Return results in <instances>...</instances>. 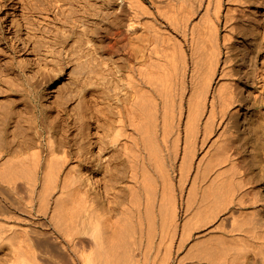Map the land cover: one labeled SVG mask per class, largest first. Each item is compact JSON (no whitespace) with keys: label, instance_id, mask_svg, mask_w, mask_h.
<instances>
[{"label":"bare ground","instance_id":"6f19581e","mask_svg":"<svg viewBox=\"0 0 264 264\" xmlns=\"http://www.w3.org/2000/svg\"><path fill=\"white\" fill-rule=\"evenodd\" d=\"M7 6L28 82L68 78L0 146L8 264H264V0Z\"/></svg>","mask_w":264,"mask_h":264},{"label":"rangeland","instance_id":"374dc122","mask_svg":"<svg viewBox=\"0 0 264 264\" xmlns=\"http://www.w3.org/2000/svg\"><path fill=\"white\" fill-rule=\"evenodd\" d=\"M8 2H10V0L9 1L8 0H0V141H2L1 143H3V142L5 143V144L0 143V146L3 145L2 147H4L5 149H6V146L9 144V142L11 144H14L13 145L14 147L15 146L18 147L19 145L22 146L24 141H25L24 142L25 144H28V143L32 144L33 142H35L34 138L36 141H43L44 144L47 142V132L46 131H42V132L37 131V127L34 126V124H36V123H35V121H33L35 119V118H33V116L35 117V114L37 115L39 113H40L39 114L40 118L41 117L43 118V116H46L45 109L47 108L46 107L47 104L51 103V104L55 105V102L58 101L59 99H61V95L65 94L64 92H66V90H67V83H68L67 76H61L59 78L54 79V81L52 83H50V88H49L51 95H50V97L45 98L42 95V92H43V86L41 84L42 82L39 81L41 79L37 78L38 80L36 79V81H35L37 83H35L34 80H32V81L30 80L31 82H28V79H27L28 72L25 68L22 67L21 62H20L21 59H23V57H25V50L22 49V42L18 41L17 40L18 38L15 37L16 36L15 32H14L15 28H14V26H12V23H10L12 21L13 15H10V13L8 11V6H7ZM12 10H14V8H11V11ZM16 19H17V17H16ZM14 24L15 25L18 24L17 20H15ZM12 61H13V63H11ZM12 68H13V70H12ZM9 71H11V72H9ZM24 78H26V79H24ZM22 84H24L26 88L22 87V86H24ZM39 84H41V85H39ZM51 98H52V100L54 99L53 100V102L55 101L54 103L51 102L52 101ZM35 106H37V107L35 108ZM40 110H41V112H40ZM53 113L56 114L57 112L54 110ZM24 119H26V120L28 119V121H33L32 122V123H34L33 125L31 122H30L31 124L28 121L27 122L32 126L31 129L33 131L35 130L34 132L31 129L29 131L27 130L28 129L27 127L29 124L27 125V122H25ZM64 124L65 123H61V125L58 126L57 133L61 135V134H66L67 132H69V133H67V135H69V137L73 136L75 131H76L75 127L72 126L73 127L72 128L71 127L72 124H69V123H68L69 125H67V124L64 125ZM23 125H25L27 127L24 126L22 128L21 126H23ZM33 126H34V129H33ZM66 126H67V128L69 126L70 127L67 129ZM62 127H63V129H62ZM25 128H27V129L25 130ZM29 128H30V126H29ZM59 128H61V129L59 130ZM63 130H65L64 132H66V133H64ZM21 131L23 132V134ZM28 133H29V135H28ZM38 133H40L41 135ZM2 134H3V137H1ZM26 136H30V137H27V138H29L28 143L26 141L27 140ZM36 136L39 137L38 140H37ZM2 138L4 141L2 140ZM8 138L11 139V141L8 140ZM6 139L9 142H7ZM12 139H13L14 143H12ZM23 139H24V141H23ZM6 142H7V145H6ZM4 145H6V146H4ZM34 147H37V146H34ZM34 147H32V148L35 149ZM4 148H2V149L4 150ZM0 199H2L1 196H0ZM1 202L3 203L4 201L0 200V203ZM44 221H46L47 223L46 222L43 223ZM44 221L42 219L41 223H42L43 227H41V229H43L45 231H47V230L51 231L50 230L51 225L49 224V221H47L46 219ZM1 223H2V221L0 222V224ZM45 224H46V226H45ZM47 225H50V226H47ZM56 244H57V248H59L60 242L58 243V241H57L55 243V245ZM5 249H6L5 247H0V253L3 252L1 255V258H0V264H5V263L8 264L10 261V255L8 256V258H4V257H7V256H5L6 254L8 255L7 249L6 250ZM55 251L57 252L58 250L55 249ZM59 251H60V253H59ZM59 251L57 252L58 255L62 254L63 251L62 250H59ZM65 254H67V255H65ZM60 256H59L60 264L61 263L62 264H64V263L65 264H71V261H72L71 257L69 256V254L66 251L64 252V254H62V256H61L62 258ZM4 259H6V261ZM3 260H4V263H2ZM62 260H64V263ZM69 260H71V261H69ZM72 264H74V263L72 262Z\"/></svg>","mask_w":264,"mask_h":264}]
</instances>
